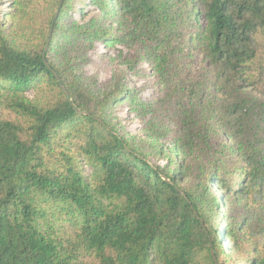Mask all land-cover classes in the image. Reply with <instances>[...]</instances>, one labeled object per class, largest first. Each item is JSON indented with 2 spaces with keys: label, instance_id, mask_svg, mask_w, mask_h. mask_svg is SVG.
Segmentation results:
<instances>
[{
  "label": "trees",
  "instance_id": "1",
  "mask_svg": "<svg viewBox=\"0 0 264 264\" xmlns=\"http://www.w3.org/2000/svg\"><path fill=\"white\" fill-rule=\"evenodd\" d=\"M14 1L27 28L9 36L0 24V264H264V246L251 259L237 248L243 222L213 228L231 196L264 195V101L248 94L264 0H89L102 16L84 25L73 0L56 20L62 0ZM96 40L135 51L120 80L85 73L81 50ZM143 61L186 115L178 134L218 157L196 174L177 159L185 138L171 137L177 156L154 165L110 121L128 104L156 147L155 107L127 81ZM206 95L226 127L216 143L195 108Z\"/></svg>",
  "mask_w": 264,
  "mask_h": 264
},
{
  "label": "rangeland",
  "instance_id": "2",
  "mask_svg": "<svg viewBox=\"0 0 264 264\" xmlns=\"http://www.w3.org/2000/svg\"><path fill=\"white\" fill-rule=\"evenodd\" d=\"M88 2L89 0L72 1L74 9L73 18L80 25L86 24L91 18H100L102 16L101 12L93 6H90ZM16 13L17 6L14 0H0V24L9 36H13L15 33L22 34V31H26L25 29L27 28L25 19L23 25L20 26L21 30H18L19 22L16 20L18 22L17 24L13 18ZM32 18L40 19L43 26L46 27L49 15L47 12H40V14H35ZM106 26L109 27L108 24ZM256 49L258 53L257 59L251 67V72L256 76L257 83L249 89L248 94L259 101H264V39L260 36L256 37ZM81 52L82 54L86 52L89 60L85 66V73L88 76L95 77L102 85L107 84L115 78V75H117V81L120 80L123 76L122 74L125 72V67H122L121 63L135 56V51L125 45H117L116 48H112L98 40L94 42L92 47L89 46V43L85 45V48ZM137 70L139 73L138 76H133L131 73H128L127 81L132 84L131 86L133 88L140 91L144 100L152 103L155 107L156 119L153 120V123L158 129L160 136L157 140L156 147L151 145L154 139L149 136L145 121L131 112L128 104L125 103L114 108L111 111L110 121L125 132L129 138L136 140L139 148L143 149L149 155L152 164L165 166L168 158L177 156L174 150L175 145L171 142V137L175 135L183 137L178 134V129L181 127L186 115L183 112L177 111L176 101L167 97V92L145 61L137 65ZM207 75L208 81L211 82L214 74L208 71ZM214 95L218 98V101L227 99L226 96ZM29 96L34 98L35 94L30 93ZM230 101L232 102L233 100ZM195 104L196 112L206 126L204 128L205 132L210 133L214 143H216L218 136L222 137L223 131L226 130L225 124L220 121L219 117L210 115V105H208L207 95L202 102L199 101ZM214 106L216 107L217 105ZM147 118L150 119V114H148ZM200 130L202 129L198 131ZM220 131L222 133H219ZM228 143L234 144L231 140L230 142L228 140ZM178 154L177 159L183 160L188 171L193 170L195 174L197 173V165L202 161L204 164L209 165L211 161L218 159V157L210 153L205 145H201L200 139L195 142H190L185 138V147L181 148ZM223 159L229 164H232L235 156ZM80 160L86 178L91 179L93 173L92 167L83 158H80ZM242 179V174L236 175L235 177V182L241 188L243 184L240 180ZM188 184V181H186L185 185L188 186ZM215 191L217 192V189ZM219 197L220 195L218 194ZM229 219L235 223L239 222L241 224L243 222L244 230L238 235L237 248H240L242 252H247L245 253L246 258L251 259V257L256 255L255 252H252V248H262L264 246V195H258L253 200L244 199L242 201L235 200V197L231 196L228 205H221L219 218L214 223L213 228L216 229L218 223H227ZM222 228L226 230L225 225ZM226 248L229 249L231 247L226 245ZM238 253L230 252L232 260L235 261L239 258ZM89 261L90 259H87V262Z\"/></svg>",
  "mask_w": 264,
  "mask_h": 264
},
{
  "label": "water",
  "instance_id": "3",
  "mask_svg": "<svg viewBox=\"0 0 264 264\" xmlns=\"http://www.w3.org/2000/svg\"><path fill=\"white\" fill-rule=\"evenodd\" d=\"M63 2H64V0H62L61 4H60V6H59V10H58V12H57V14H56V16H55V20L58 18V15H59V12H60V10H61V8H62ZM52 35H53V29H51L50 37H49V40H48V44H47V48H46V50L48 49V46H49L50 39H51ZM64 90H65V89H64Z\"/></svg>",
  "mask_w": 264,
  "mask_h": 264
}]
</instances>
